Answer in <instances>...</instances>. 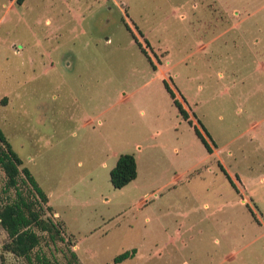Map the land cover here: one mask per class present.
<instances>
[{
	"label": "rangeland",
	"instance_id": "rangeland-1",
	"mask_svg": "<svg viewBox=\"0 0 264 264\" xmlns=\"http://www.w3.org/2000/svg\"><path fill=\"white\" fill-rule=\"evenodd\" d=\"M163 2L26 0L9 9L0 0V129L66 240L42 236L33 264H111L133 249L120 264H264V7L210 58L196 50L199 26L183 28ZM123 19L148 35L154 48L141 45L155 62L158 47L173 63L186 59L173 74L153 71ZM121 154L134 155L139 175L114 189L109 172ZM4 184L0 171V202ZM5 240L0 227V264H29L5 253Z\"/></svg>",
	"mask_w": 264,
	"mask_h": 264
},
{
	"label": "trees",
	"instance_id": "trees-1",
	"mask_svg": "<svg viewBox=\"0 0 264 264\" xmlns=\"http://www.w3.org/2000/svg\"><path fill=\"white\" fill-rule=\"evenodd\" d=\"M24 0H15L16 5H20ZM126 30L131 33L140 51L147 58L151 65V59L145 49L137 41L133 32L127 24ZM172 104L177 109L180 117L187 121L194 130L195 136L205 147L207 153H211V148L196 125L188 120V115L180 102L175 98L174 93L164 81ZM21 160L13 152L9 142L0 129V171L5 176L3 193L7 194L0 202V227L6 234L2 250L16 258L23 259L29 264H33L34 251L39 247L42 236L52 243L65 242L64 230L61 223L56 222L51 208L48 206V197L37 185L34 178L26 168L20 169ZM218 167L226 177L230 185L238 192L235 184L228 176L221 164ZM137 177V164L134 155L121 154L118 156L114 167L109 172V182L114 189H122ZM25 189V191L23 190ZM13 191V197L8 192ZM251 217L258 222L255 214L247 207ZM71 240V239H70ZM73 246V242H69ZM135 250L123 252L112 259L111 264H120L127 259L134 258ZM73 259H76L74 252H71ZM37 259L38 256H37Z\"/></svg>",
	"mask_w": 264,
	"mask_h": 264
},
{
	"label": "crops",
	"instance_id": "crops-1",
	"mask_svg": "<svg viewBox=\"0 0 264 264\" xmlns=\"http://www.w3.org/2000/svg\"><path fill=\"white\" fill-rule=\"evenodd\" d=\"M26 1V0H24ZM23 1V2H24ZM247 3V6L245 4L243 5H236L235 0H164L162 6H175L172 9L173 15H176V12L179 16L178 19H180V22L183 24V28H188L190 26H199L196 27V29L193 31L196 44H197V51L199 52H207L209 54L210 58L217 56V49L215 47V44L224 36L229 35L230 33L237 32V29H240L244 24H247L250 19L254 16V14L261 8L264 7V0H261L259 3H256V1L251 2V0H244ZM22 2V3H23ZM7 6L9 9H14L16 5L15 0H6ZM251 6H260L259 8H256L255 10L248 12L247 10ZM122 9V8H120ZM202 10L210 11L209 16H203L201 14ZM247 12V13H245ZM122 13V12H121ZM127 19H123V23H126ZM220 23L228 24L225 28L222 27V30L219 31ZM128 25V24H127ZM223 26V25H221ZM130 27V26H129ZM199 28V29H198ZM131 29V28H130ZM139 35H135L137 41L141 44L142 41H145L147 46H153L151 41H149L148 35L142 31H138ZM142 46V45H141ZM143 47V46H142ZM167 48L161 49V47H158L157 50V58L158 62H155L152 60L150 55L148 56L151 59V67L153 71H159L162 69V67H165V72H162L160 74L170 75L172 72H174L175 68L179 66V64H182V62L186 59L185 57H179L178 61H175V63L171 62L170 60V54L169 51L166 50ZM146 51V48H145ZM163 60H165L167 63H165ZM173 74V73H172ZM171 80V78H170ZM166 82L171 89V91L174 93L175 98L180 102L182 107L185 109L188 115H191L192 110H188L185 106V100L183 101L179 95L182 96V93L179 91L177 87V92L173 88L172 85H170L167 80H163V82ZM172 101V100H171ZM191 111V112H190ZM191 120V119H190ZM191 122L194 124V121L191 120ZM210 146V145H209ZM211 148V153H207L208 158H215L216 157V149ZM136 160V159H135ZM219 162V161H217ZM137 164V163H136ZM219 164H221L219 162ZM222 165V164H221ZM224 168V166H222ZM225 170V168H224ZM226 171V170H225ZM227 172V171H226ZM228 176L233 181L232 176H230L229 173H227ZM139 172H138V166H137V177L138 178ZM235 184V182L233 181ZM237 188V184H235ZM238 190V188H237ZM239 195L240 191H238Z\"/></svg>",
	"mask_w": 264,
	"mask_h": 264
}]
</instances>
